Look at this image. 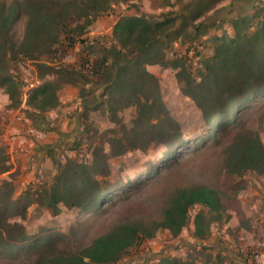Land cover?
<instances>
[{"label": "rangeland", "instance_id": "1", "mask_svg": "<svg viewBox=\"0 0 264 264\" xmlns=\"http://www.w3.org/2000/svg\"><path fill=\"white\" fill-rule=\"evenodd\" d=\"M69 1L43 3L47 8L60 9ZM198 1L111 0L106 10L80 22L78 8L70 7L50 54L38 59L9 57V70L18 86L10 96L0 80V193L5 189L3 182L11 181L12 199L24 198L25 219L16 216L10 220L24 224L28 234L38 236L54 230L64 235L32 252L0 256V264H33L41 256L79 252L117 225L159 222L177 190L196 185L220 191L227 208L221 219L210 215L208 208L195 205L179 235L159 228L153 237L132 247L114 264H158L162 257L186 258L193 252L199 263L264 264V172L248 171L238 176L228 172L227 167L229 145L243 136L259 135L264 145V91L251 99L242 97L231 109L226 128L214 129V138L208 136V123L197 103L181 90L179 72L183 67L158 64L153 73L164 104L180 123L184 141L172 146L153 142L144 148L133 145L136 141L132 134L138 128L137 106L116 105L112 110L103 95L105 86L116 77L120 44L113 28L121 16L146 14L157 20L173 15L181 24ZM243 1L224 0L186 26L185 34L166 49L169 63L182 62L199 81L216 46L234 34L233 18L249 15L247 30L257 29L264 15V0H249L254 1L250 7H242ZM27 21L28 16L23 14L11 30L16 46L25 36ZM201 21L206 23V31L195 33ZM81 26L85 27L83 31ZM68 34L76 39L73 44ZM216 36L222 37L219 40ZM106 54L109 60L105 66L96 65ZM3 75L0 68V79ZM46 81L55 84L59 103L55 108L38 110L29 98L33 89ZM114 137L120 138V155H113ZM19 145L24 149L19 150ZM68 159L96 164L97 178L105 185H118L103 200L101 209L73 210L60 203L61 212L56 214L37 201L43 188L52 187ZM200 210L207 214L210 225L204 239L195 234L194 219Z\"/></svg>", "mask_w": 264, "mask_h": 264}, {"label": "trees", "instance_id": "2", "mask_svg": "<svg viewBox=\"0 0 264 264\" xmlns=\"http://www.w3.org/2000/svg\"><path fill=\"white\" fill-rule=\"evenodd\" d=\"M222 1L199 0L190 11V17L181 24L173 15L154 20L146 14L124 15L115 23L113 36L120 44L119 63L116 77L105 86L103 95L112 110L116 105L137 106L138 128L132 134L136 141L133 144L135 148H144L153 142L172 146L184 141L180 123L169 113L160 93L158 78L148 70L147 65L171 64L174 68L183 67L179 72L181 90L197 103L208 123V136L214 138H217L214 129L226 128L231 109L237 106L242 97L250 96L251 99L263 93L264 15L253 32L247 30L251 22L249 15L232 19L234 34L225 38V44L216 46L215 54L206 61V72L199 81L188 73L182 62L177 60L169 63L166 59L167 47L185 34L186 26L205 16ZM110 2L70 0L60 9L45 7L43 0H15L11 4L1 2L0 68L4 75L0 80L10 96L18 86L9 70L10 56L38 59L50 54L53 44L57 42V32L63 31L62 20L70 7L78 8L80 22L82 18L93 19L106 10ZM23 14L28 16L26 33L19 46H16L11 40V30ZM87 22L90 24L92 20ZM205 27L206 23L201 21L195 27V33L205 32ZM80 28L82 31L85 29L83 26ZM221 37L216 36V39L220 40ZM69 38L70 44L76 41L70 35ZM108 60L107 54L102 55L101 63L96 62V65L105 66ZM29 100L38 110L55 108L59 103L55 84L44 82L33 89ZM120 142V138L111 140L113 155L123 153ZM227 154V167L231 174L243 176L248 171L264 172V145L259 135L243 136L240 141L229 145ZM2 186L5 189L0 193V256L16 257L24 250L32 252L52 243L59 235H64L54 230H45L38 236L31 235L26 232L24 224L11 222L10 219L16 216L25 219L27 205L22 202L24 198L19 201L12 199L14 187L11 181H4ZM114 188H118V185H105L97 178L96 164L68 159L55 177L52 187L43 188L37 195V201L52 208L56 214L61 212L60 203L73 210H99L103 200ZM195 205L208 208L216 220L221 219L227 209L220 191L215 188L206 185L179 188L164 210L161 221L117 225L79 252L41 256L33 264L117 263L132 247L153 237L159 228H167L174 236L179 235L188 224L190 211ZM207 219L203 210L195 215V234L201 239L205 238L210 228ZM193 253H188L186 258L165 256L159 259L158 264H206L199 263Z\"/></svg>", "mask_w": 264, "mask_h": 264}, {"label": "crops", "instance_id": "3", "mask_svg": "<svg viewBox=\"0 0 264 264\" xmlns=\"http://www.w3.org/2000/svg\"><path fill=\"white\" fill-rule=\"evenodd\" d=\"M225 1H227V0H225ZM243 2H244V4H240L242 7H244V6H247V7L249 6L250 7V6H252L254 1L246 0V1H243ZM157 65L158 64H156V65H147V68H148L149 71H151L153 73V68H155V66H157ZM36 125L38 126V124H36ZM13 146L15 147V145H13ZM18 148H20L19 150H23L24 149V147L22 145H19Z\"/></svg>", "mask_w": 264, "mask_h": 264}]
</instances>
